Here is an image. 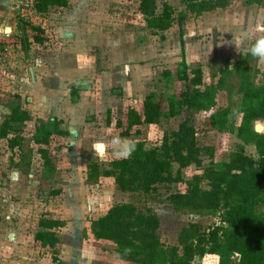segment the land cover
I'll use <instances>...</instances> for the list:
<instances>
[{
	"label": "rangeland",
	"instance_id": "rangeland-1",
	"mask_svg": "<svg viewBox=\"0 0 264 264\" xmlns=\"http://www.w3.org/2000/svg\"><path fill=\"white\" fill-rule=\"evenodd\" d=\"M21 2L0 12V125L16 108L31 117L10 137L19 140V147L11 149L0 140V264H131L119 260L115 246L95 240L91 231L92 223L117 205L155 214L167 248L178 246L179 233L191 224L205 231L219 226L220 213L175 212L170 198L186 193L195 177L211 166L219 168L244 145L238 136L239 95L244 83L264 86V64L247 51L252 28L264 23V7L230 0L224 10L180 21L178 16L187 12L182 0H158L159 7L163 2L172 6L176 22L167 32H154L140 14L138 0H70L67 9L46 15L34 11V0ZM183 62L191 77L202 70V90L216 87V104L170 119L168 99L193 89L179 80ZM151 94L162 107L161 124L134 129L125 137L128 113L141 112ZM224 112L227 124L219 130L212 118ZM187 118L197 131L202 166L183 170L181 183L144 194L122 192L114 178L104 176L122 158L110 143L114 137L158 149L164 134ZM57 126L70 135L58 136ZM252 129L264 134V121H254ZM101 140L107 145L103 156L94 147ZM245 151L258 157L254 145ZM94 167L101 177L90 181ZM201 186L208 189L207 183ZM43 217L65 224L57 231L60 244L54 250L35 241ZM238 262L236 255L220 251L204 264Z\"/></svg>",
	"mask_w": 264,
	"mask_h": 264
},
{
	"label": "trees",
	"instance_id": "trees-1",
	"mask_svg": "<svg viewBox=\"0 0 264 264\" xmlns=\"http://www.w3.org/2000/svg\"><path fill=\"white\" fill-rule=\"evenodd\" d=\"M138 1L139 12L148 29L167 32L173 28L176 18L172 6L163 2L159 7L158 0ZM247 1L250 5L264 7V0ZM182 2L187 12L178 16L180 21L186 20L189 15L202 16L224 10L230 4V0ZM69 6L70 0H34L32 7L38 14L46 15ZM179 69V80L189 82L193 89H188L180 97L168 99L169 118L179 119L185 110L203 112L214 108L217 90L213 86L201 89L204 86L202 70L193 71L191 77L185 62L179 65ZM73 95L74 102H78L75 92ZM239 97L243 113L238 136L244 145H240L219 168L211 166L202 176L195 177L186 193L179 192L170 198L175 212L220 213L219 226L205 231L198 224H191L179 233L178 246L167 248L158 234V217L152 212L140 211L132 204H125L111 208L106 215L92 223L95 240L112 243L117 258L131 264H204L206 257L220 251L236 255L238 264H264V134H257L252 129L254 121H264V86L255 88L244 83ZM163 115L161 105L151 94L144 100L141 112L131 110L128 113L123 135L128 137L134 129L143 126H159ZM227 115L228 112H224L214 116L212 125L224 130ZM30 120L27 111L21 108L11 110L0 125V140L7 141L11 149L19 147V140L10 137L16 132L17 125H25ZM58 126L55 130L58 136L70 135L69 132L60 131ZM123 127V124H118V128ZM42 135L48 140L46 131ZM246 145L255 146L256 159L246 155ZM134 147L130 157L113 161L111 170L104 174L114 178L122 192L150 194L159 185L181 183L183 170L202 166L197 131L189 118L177 130L164 134L160 148L147 150L143 143ZM41 154L47 159L45 150ZM100 177L97 167L92 168L88 175L90 181H97ZM202 183H207L208 189L202 188ZM64 226L60 220L41 218V231L35 236L36 243L44 249H56L60 244L57 231Z\"/></svg>",
	"mask_w": 264,
	"mask_h": 264
},
{
	"label": "clouds",
	"instance_id": "clouds-1",
	"mask_svg": "<svg viewBox=\"0 0 264 264\" xmlns=\"http://www.w3.org/2000/svg\"><path fill=\"white\" fill-rule=\"evenodd\" d=\"M252 33L254 35V39L249 45L247 51L260 64H264V23H258L254 28H252ZM238 43L239 41H237V45ZM110 143L114 146L116 154L120 155L122 158L130 157L132 152L135 150L131 141L122 140L120 137H114ZM94 147L98 149V155L103 156L107 145L101 140L97 141Z\"/></svg>",
	"mask_w": 264,
	"mask_h": 264
},
{
	"label": "crops",
	"instance_id": "crops-1",
	"mask_svg": "<svg viewBox=\"0 0 264 264\" xmlns=\"http://www.w3.org/2000/svg\"><path fill=\"white\" fill-rule=\"evenodd\" d=\"M17 1L18 0H0V12L13 8V6L17 4Z\"/></svg>",
	"mask_w": 264,
	"mask_h": 264
},
{
	"label": "built area",
	"instance_id": "built-area-1",
	"mask_svg": "<svg viewBox=\"0 0 264 264\" xmlns=\"http://www.w3.org/2000/svg\"><path fill=\"white\" fill-rule=\"evenodd\" d=\"M22 0H18L17 2L20 4V3H23V2H21Z\"/></svg>",
	"mask_w": 264,
	"mask_h": 264
}]
</instances>
